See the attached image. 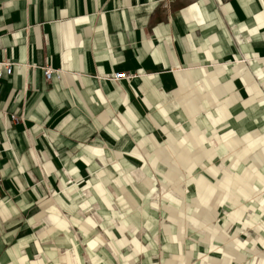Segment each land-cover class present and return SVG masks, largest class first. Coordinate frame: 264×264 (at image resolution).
I'll return each instance as SVG.
<instances>
[{
  "label": "crops",
  "instance_id": "0c3cea01",
  "mask_svg": "<svg viewBox=\"0 0 264 264\" xmlns=\"http://www.w3.org/2000/svg\"><path fill=\"white\" fill-rule=\"evenodd\" d=\"M0 61V264H264V0H0Z\"/></svg>",
  "mask_w": 264,
  "mask_h": 264
},
{
  "label": "built area",
  "instance_id": "2783aa9c",
  "mask_svg": "<svg viewBox=\"0 0 264 264\" xmlns=\"http://www.w3.org/2000/svg\"><path fill=\"white\" fill-rule=\"evenodd\" d=\"M15 64L12 62L0 61V98L3 92L4 87V78L5 76H12L14 72ZM44 78L46 83H50L53 80L59 78V73L56 70L51 69L50 67H44ZM133 76L127 75L126 73H114L109 76L111 80H121V79H130Z\"/></svg>",
  "mask_w": 264,
  "mask_h": 264
},
{
  "label": "rangeland",
  "instance_id": "374dc122",
  "mask_svg": "<svg viewBox=\"0 0 264 264\" xmlns=\"http://www.w3.org/2000/svg\"><path fill=\"white\" fill-rule=\"evenodd\" d=\"M162 205V204H161ZM157 208V207H156ZM252 216V214H248V218H250ZM123 253H125V252H123Z\"/></svg>",
  "mask_w": 264,
  "mask_h": 264
}]
</instances>
